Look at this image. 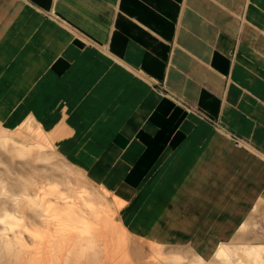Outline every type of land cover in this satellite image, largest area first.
Instances as JSON below:
<instances>
[{"label":"rangeland","instance_id":"rangeland-1","mask_svg":"<svg viewBox=\"0 0 264 264\" xmlns=\"http://www.w3.org/2000/svg\"><path fill=\"white\" fill-rule=\"evenodd\" d=\"M239 7L217 23L186 3V33L219 41L216 91L204 71L168 85L111 56L103 30L0 0V264H264V86H244L258 68L241 51L264 52V3Z\"/></svg>","mask_w":264,"mask_h":264},{"label":"crops","instance_id":"crops-1","mask_svg":"<svg viewBox=\"0 0 264 264\" xmlns=\"http://www.w3.org/2000/svg\"><path fill=\"white\" fill-rule=\"evenodd\" d=\"M40 10L51 9L68 20L77 21L78 26L84 29H90L100 34L107 35L106 50L118 60L131 63L137 66L143 73L149 77L163 79L168 85L174 82L197 84L201 80V71L207 73L206 78H210V84H214L217 91L221 79L216 75L218 73L213 67L215 59L220 61L218 55L219 41L216 37L208 43L207 41L197 40L193 35L186 33L184 24V14L186 12V3L199 10L204 5L210 4L209 10L205 13L209 19L220 20L223 17H230L234 20L231 13L238 10L240 4H245L247 0H27ZM251 1V0H250ZM256 3H264V0H255ZM223 5V6H221ZM248 6L242 9L243 20H249ZM209 11V12H208ZM106 14L109 17L108 22H104ZM259 22V31L264 29V17L261 12L255 17ZM103 19V20H102ZM103 21V22H100ZM218 23V21H217ZM229 24V23H228ZM228 31L233 29V25H228ZM243 26L246 23L242 24ZM213 34L218 32L217 26L210 25ZM250 33L251 29L244 27L243 33ZM95 32V33H96ZM262 37L261 32L257 33ZM258 38V36H257ZM256 38V39H257ZM255 39V40H256ZM260 44V40L256 41ZM205 43V44H204ZM210 44L209 47H207ZM241 44V42H240ZM186 47V49L179 48ZM203 45H206L203 47ZM217 45V47H216ZM242 48V54L245 52L246 60L244 65L258 68V74H252L247 70H242L244 86L257 89L261 92V85L264 86V52L251 55L247 53L246 47ZM209 51L207 63L203 62L204 55ZM222 58V57H221ZM245 58V57H244ZM250 59V61H248ZM246 66V67H247ZM238 70L234 69L233 76ZM190 75L194 78L187 77ZM254 80H251V78ZM217 86V87H216ZM210 90L213 88L210 87ZM208 98L213 99L212 96ZM120 138V137H119ZM117 147L122 145L121 140L115 141ZM123 146V145H122Z\"/></svg>","mask_w":264,"mask_h":264},{"label":"bare ground","instance_id":"bare-ground-1","mask_svg":"<svg viewBox=\"0 0 264 264\" xmlns=\"http://www.w3.org/2000/svg\"><path fill=\"white\" fill-rule=\"evenodd\" d=\"M19 126H21L20 124H19ZM20 132V129L17 131V134ZM16 133V132H15ZM24 133V132H23ZM15 135V134H14ZM48 134H46V136H47ZM49 136V135H48ZM47 136V137H48ZM85 204V203H84ZM86 205H87V203H86ZM88 206V205H87ZM90 208V207H89ZM58 209H59V211L60 212H65L66 214H68V212L72 209V207H67V206H65V205H63V204H59V206H58ZM85 216V215H84ZM84 216H83V214L82 213H80V214H78V216L77 217H75L74 219H73V221H80L81 219H85L84 218ZM5 218H7L8 219V223L10 224V225H13V223H15V219L13 218V217H11V216H9V215H5L4 216ZM24 230L26 231V233H28V234H31V236H34V235H32V233L34 234L35 232H34V230L33 229H30V228H27V227H24ZM36 234V233H35ZM22 237V236H21ZM20 237V235L19 234H17V235H14L13 236V240H14V242L17 244V245H20V247L25 243H23V240H22V238ZM25 245V244H24ZM26 246V245H25ZM22 247H24V246H22ZM27 247V246H26ZM214 258L216 259V258H219V259H221V260H224L223 258H226V253L223 251V249L221 248V247H218V249H217V251H216V253H215V256H214Z\"/></svg>","mask_w":264,"mask_h":264}]
</instances>
